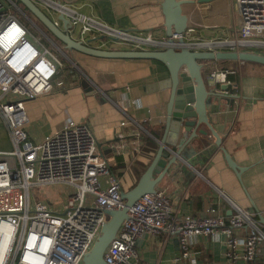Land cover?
<instances>
[{
  "label": "built area",
  "instance_id": "obj_1",
  "mask_svg": "<svg viewBox=\"0 0 264 264\" xmlns=\"http://www.w3.org/2000/svg\"><path fill=\"white\" fill-rule=\"evenodd\" d=\"M38 1L56 26H62L58 16L65 14L68 32L77 41L86 42L92 34L115 36L132 43L133 49L169 45L167 39L111 27L55 0ZM235 1L238 25L230 35L203 40L191 26L185 44L177 42L180 34H173L175 45L264 52V0ZM23 15L27 16L15 0H0V119L12 144L9 151H0V264H82L108 219L106 211L123 207L122 185L86 122L68 121L41 143L30 139L24 101L62 85L67 69L57 54L59 47ZM46 40L51 44H45ZM225 65L208 72L209 87L232 85L229 76L236 70ZM60 186L67 187L62 199H46L40 194ZM255 215L233 205L230 216L217 207L208 208L204 215L174 216L166 191L156 188L129 208L128 218L105 252V264H139L137 242L143 234L176 237L180 253L173 264L188 259L193 263L194 239L213 234L226 236V256L233 264L240 258L246 264H264L258 259L264 231Z\"/></svg>",
  "mask_w": 264,
  "mask_h": 264
},
{
  "label": "crops",
  "instance_id": "obj_2",
  "mask_svg": "<svg viewBox=\"0 0 264 264\" xmlns=\"http://www.w3.org/2000/svg\"><path fill=\"white\" fill-rule=\"evenodd\" d=\"M34 1L47 13L38 0ZM55 1L111 27L131 33H151L156 39H167L162 7L164 0ZM216 1L184 6L189 16L188 27L194 26V34L203 40L228 36L238 25L236 1L235 12L228 15L225 14V6H230L231 0ZM217 6H220L221 11ZM26 18L32 21L28 16ZM40 33L47 35L54 43V39L44 29ZM94 37L91 34L88 40ZM121 43L133 48L132 43ZM45 44L51 42L46 40ZM92 45L103 49H119L116 44L106 41H94ZM77 53L81 55L78 63L82 71H66L62 85L24 101L28 117L27 133L33 142L41 143L68 121L86 122L95 135L99 150L111 161V170L120 179L121 188L128 191L152 163L163 138L166 139V148L171 152L176 151L189 135L183 125L180 129L175 126L174 120L169 130L166 127L171 89L162 88L160 84L170 77L169 70L157 60L109 59ZM231 63L237 67L235 73L230 75L232 85L227 90L222 89L223 84L208 86L217 95L228 93L235 98L230 102L214 97L211 103L210 114L221 137V146L207 162L198 163L191 170H183V164L171 165L156 188L166 191L174 216L204 215L210 207H217L224 215L230 216L233 205H236L256 214L263 230L264 65L241 61H209L204 63V74L206 76L215 66ZM122 122H126V125L121 126ZM194 130L198 136L206 130L207 136L204 138L211 143L216 141L207 126L200 125ZM148 137L155 142L156 149L151 146L153 144L146 142ZM9 141L12 149L10 136ZM98 143L102 146L99 147ZM121 145L124 147L117 150ZM193 147L197 149V144ZM221 147L241 168L240 177L228 165ZM203 157L200 151L195 156L199 161ZM227 250L226 236L223 234L198 236L192 244L193 263L189 259L178 263L233 264L226 256ZM137 253L139 264H173L179 256L180 245L176 237L148 235L138 240ZM258 259L264 262V244L259 247ZM236 264H246V261L240 258Z\"/></svg>",
  "mask_w": 264,
  "mask_h": 264
},
{
  "label": "water",
  "instance_id": "obj_3",
  "mask_svg": "<svg viewBox=\"0 0 264 264\" xmlns=\"http://www.w3.org/2000/svg\"><path fill=\"white\" fill-rule=\"evenodd\" d=\"M16 3L26 8L44 28L52 33L57 40L64 44V48L69 51H77L89 56L109 58V59H150L163 63L169 70L170 77L162 82V88L171 89V98L167 107L166 127L170 129L174 120L175 126L183 125L188 132L186 140L181 142V146L171 152L166 148V139L161 140L158 151L140 177L137 184L130 190H121L124 205L120 209L107 210V221L102 225L101 234L97 237L91 249L84 255L82 264H105L104 255L115 239L119 228L124 220L128 218L129 208L144 194L153 193L173 164H183L182 169L195 167L196 164H204L212 154L221 146L222 140L213 125L211 113V103L214 97L225 99L231 102L234 97L228 94L217 95L209 90L204 75V62L206 61H241L252 62L264 65V55L252 52L220 51V50H199L190 46L175 45L173 34H180L179 44H185V37L188 36L189 16L184 11V6L188 4L207 3L212 0H164L162 7L165 16V27L169 45L165 48L156 49H103L92 45L94 41H106L107 43L117 42V37L106 35L95 36L88 42L77 41L68 32L69 20L65 14H59L63 21L62 27L56 26L47 13L34 0H15ZM198 10V9H197ZM229 84H223L222 89L227 90ZM205 125L209 132L215 136L216 141L211 143L204 136L207 131L200 133L194 129L197 126ZM167 130V131H168ZM197 144V149L193 147ZM99 147L100 143H98ZM222 148V147H221ZM224 151V149L222 148ZM115 151V148L112 150ZM198 151L202 152L203 159L199 161L195 158ZM225 152L228 165L237 172L240 177L241 168L233 161L231 156ZM155 173L157 176L154 177ZM261 222L264 224V220ZM148 237V234H143Z\"/></svg>",
  "mask_w": 264,
  "mask_h": 264
},
{
  "label": "rangeland",
  "instance_id": "obj_4",
  "mask_svg": "<svg viewBox=\"0 0 264 264\" xmlns=\"http://www.w3.org/2000/svg\"><path fill=\"white\" fill-rule=\"evenodd\" d=\"M216 2H219V0H217ZM231 3L229 4L230 6H228V5H226L225 7H226V11H225V14L226 15H228V14H232L233 13V11L235 12V4H234V2H235V0L233 1V0H231L230 1ZM221 3V2H220ZM202 5L203 3H198V4H194L195 6H199V5ZM217 8L219 9V11H221L220 10V6L218 7L217 6ZM196 10H197V8H196ZM24 11V10H23ZM26 14H27V16L29 17V18H31V20L34 22V23H36L39 27H43L42 29H44L45 30V32L46 33H48L49 35H50V37H52L53 39H54V43L59 47V49H60V51H57V54L61 57V59H62V61H63V63L65 64V66H66V69H67V71H69L70 70V73L71 72H77V71H82V68L80 67V65H77L76 64V62H79L80 60H79V58L81 57V55L80 54H78L76 51H69L68 49H65L64 48V44L63 43H61L59 40H57L56 38H55V36L52 34V33H50L46 28H44V26H42L41 25V23H39V21L33 16V15H31L30 13H29V11H24ZM24 16V15H23ZM24 18L29 22V23H31L32 21H30V20H28L27 18H26V16H24ZM24 18H22V20L24 21V22H26L25 21V19ZM32 22V23H33ZM198 28V27H197ZM117 29H119V28H117ZM197 31H199L198 29H197ZM135 33H138V32H135ZM199 33V32H198ZM153 35V34H152ZM100 36V35H99ZM199 36V35H198ZM110 37H112L111 35H110ZM113 37H115V36H113ZM153 37H154V35H153ZM155 38V37H154ZM202 39V38H201ZM121 39H119L117 42H115V41H113L112 42V44H116L117 45V48H119V49H121V48H125V49H127V48H132V47H126V45H124V44H122L121 43ZM110 44V43H109ZM74 63H75V65H74ZM225 66H227V67H232V68H234L235 70H237V67H236V65L235 64H233V63H231V64H227V65H225ZM244 73V72H243ZM42 132H45V133H47V131H42ZM11 149V146H10V141H9V133H8V129H7V126H6V124L0 119V150H8V149ZM40 194H42V196L44 197V198H46V199H62V198H64V196H66V194H67V187H65V186H60V187H55V188H48V189H45V190H41L40 191Z\"/></svg>",
  "mask_w": 264,
  "mask_h": 264
},
{
  "label": "trees",
  "instance_id": "obj_5",
  "mask_svg": "<svg viewBox=\"0 0 264 264\" xmlns=\"http://www.w3.org/2000/svg\"><path fill=\"white\" fill-rule=\"evenodd\" d=\"M20 6H21L22 10L27 11L25 7H23L22 5H20ZM25 14H26V13H25ZM26 15H27V14H26ZM223 62H228V61H223ZM229 79H230V76H229ZM146 142L153 144V145H151V146H152L154 149H156L157 146H155V142H154L150 137H148V138L146 139ZM142 169H143V168H142ZM144 170H145V169H144ZM134 186H135V185H134ZM263 231H264V228H263Z\"/></svg>",
  "mask_w": 264,
  "mask_h": 264
},
{
  "label": "flooded vegetation",
  "instance_id": "obj_6",
  "mask_svg": "<svg viewBox=\"0 0 264 264\" xmlns=\"http://www.w3.org/2000/svg\"><path fill=\"white\" fill-rule=\"evenodd\" d=\"M151 49H154V48H151ZM205 63V62H204ZM205 75V74H204ZM206 77V76H205Z\"/></svg>",
  "mask_w": 264,
  "mask_h": 264
}]
</instances>
